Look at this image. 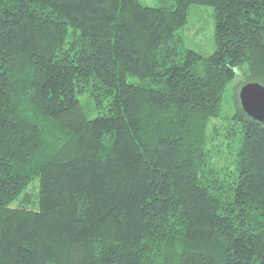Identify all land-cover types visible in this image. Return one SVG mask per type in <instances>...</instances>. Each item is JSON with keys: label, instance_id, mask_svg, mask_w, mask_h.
<instances>
[{"label": "trees", "instance_id": "1", "mask_svg": "<svg viewBox=\"0 0 264 264\" xmlns=\"http://www.w3.org/2000/svg\"><path fill=\"white\" fill-rule=\"evenodd\" d=\"M157 1L0 0V264H264V123L234 113L233 168L210 133L264 83V0Z\"/></svg>", "mask_w": 264, "mask_h": 264}, {"label": "rangeland", "instance_id": "2", "mask_svg": "<svg viewBox=\"0 0 264 264\" xmlns=\"http://www.w3.org/2000/svg\"><path fill=\"white\" fill-rule=\"evenodd\" d=\"M141 1L150 5L158 4L157 0ZM214 28L215 21L213 6L192 4L190 7L188 23L181 30L185 46L195 49L204 55L212 54L216 48L214 41ZM236 72V77L228 84L224 92L221 114L219 117L212 120L210 126V133L216 128V144H219L226 139L224 141L225 143L220 146L216 145L215 152L213 151V161L214 163H217L218 166H233V162L231 161L235 155V143L241 137L240 123H234L233 115L239 108H241L239 100L241 87L246 80L252 78H248V72L241 70L240 68H237ZM100 112L102 113V110L95 112V114ZM229 131L230 137H227V132Z\"/></svg>", "mask_w": 264, "mask_h": 264}, {"label": "water", "instance_id": "3", "mask_svg": "<svg viewBox=\"0 0 264 264\" xmlns=\"http://www.w3.org/2000/svg\"><path fill=\"white\" fill-rule=\"evenodd\" d=\"M239 100L243 111L259 123H264V83L250 80L240 89Z\"/></svg>", "mask_w": 264, "mask_h": 264}]
</instances>
